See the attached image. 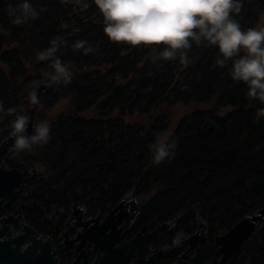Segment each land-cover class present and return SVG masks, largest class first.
I'll use <instances>...</instances> for the list:
<instances>
[{
    "label": "trees",
    "instance_id": "obj_1",
    "mask_svg": "<svg viewBox=\"0 0 264 264\" xmlns=\"http://www.w3.org/2000/svg\"><path fill=\"white\" fill-rule=\"evenodd\" d=\"M62 1L32 0L33 5L40 11L38 18L29 19L19 25L13 23V20L5 22L4 32L6 31L10 37H14L20 46V49L12 55L7 50L9 38L5 39L3 35H0V61L7 63L12 69L15 63L18 64L15 68L16 80L14 83L10 80L3 83L0 80V101L1 99L10 101V97L15 96L11 104L3 103L5 109L22 107L28 115V106L23 103L19 87L23 80L40 75L41 71L45 69V63H50L47 60H39L38 53L43 51L42 46L46 43L49 44L47 40L53 31L49 28L52 24V14ZM15 3H18V0H0V15L3 14L9 19L6 9ZM261 9H264V0H242L241 11L236 15V19L240 23H242V18L254 19L251 26H255L259 23L258 17ZM17 34L19 35L16 36ZM193 45L195 44L193 43ZM154 47L156 49L157 45ZM68 50L69 48H66L65 51ZM145 51L147 48H144L137 56H141ZM191 53L192 48L188 50L190 61L188 60L189 62L186 63L188 72L185 84L178 94L180 97L183 96V100H177L174 103L204 100H214V102L209 108L194 111L181 120L172 133L173 139L176 140V149L175 156L169 166L164 162L160 166L154 164L148 166L151 159L148 145L154 140L155 135L147 141H141L134 137L126 140L122 128L119 130L123 139L121 144L112 151L105 152L104 162L95 166L99 171L100 178L117 171L121 174L123 182L133 181L132 184L125 186L126 190L135 189L136 196L141 194L148 196V201L134 219L136 223L134 226H128L126 237L132 236L143 223L147 224L149 228H154L157 225L173 221L172 227L165 231L164 236L155 240L156 245H162L165 240L170 242L188 236L198 227L199 223L208 222L213 211L224 209L230 213L231 217L236 216L229 209L230 199L235 195V192L244 191L243 193L251 202L252 211L264 205V148L251 151L255 144L264 142V104L248 97L247 86L243 82L232 80L228 71L231 67L230 62L225 66L217 64L212 69L213 60L218 56L215 47L201 45L198 46L196 53L190 55ZM7 54L8 57H6ZM64 58L61 59L64 61ZM97 60L98 64H106L108 55L101 53L97 56ZM204 61L208 70L203 79L198 81L197 75L203 69ZM64 62L74 69L72 78L74 87L69 88L68 91L73 94V99L76 101V112H80L101 98L98 91L94 89L100 78L93 82L87 80L83 76L84 73L80 71V61L76 57H71ZM182 64L185 63L177 60L178 66ZM118 66L125 69L124 57L120 58L114 68ZM172 72L166 79L158 78V85L161 86L166 83V80L172 78L171 75L174 74ZM1 75L4 76L5 73L0 71ZM64 86L66 85L62 83L54 84L55 89H62ZM110 90L112 91L111 88ZM59 97L61 96H57L56 99ZM105 99L108 100L107 97ZM151 100L152 98L149 96H141L137 93L130 95L124 91L118 93L115 98L109 99L108 102L115 106L120 101L121 110L125 114L135 111L145 113ZM50 103L53 102H49L47 105L49 106ZM227 106L229 107L226 112L219 113ZM257 111L261 113V117L255 122ZM67 117V120H63L64 115H62L59 119L51 121V132L53 135H60L64 142H66L64 135L69 129L76 132V124L73 121L78 119L75 114L67 115ZM10 118L11 116L6 115L7 120ZM77 124L85 129L89 126L84 121ZM246 124L248 125V134L240 145L238 143L244 134ZM154 125L157 126L156 133L166 129L165 123L162 125L155 123ZM189 130L190 134L188 135ZM76 133V135L82 136V132ZM5 136L0 131V141ZM77 139L80 140L79 136ZM65 150L62 155L67 154L75 163L77 156L71 152L70 148L67 147ZM57 153L61 154L59 151ZM24 163L39 167L42 172H49V176L43 175L42 181L46 182H50L59 171L70 166V162L51 166L44 165L40 150L32 152L25 150L17 153L12 149L10 156L5 161V165H9V167H22L21 165ZM167 168V172H164ZM155 172L159 174L154 175ZM252 175H256L258 181L249 184L247 181ZM151 176L154 177L153 181L147 182ZM141 177H144L146 184L140 180ZM138 181H141V185L136 184ZM121 184L119 183L113 190L105 192V195L110 198H120L122 194L118 192ZM242 214L238 215L237 220L247 213ZM25 216L32 223L42 226L52 223L57 225L58 221L55 219V212L41 202L37 196H33L29 202L27 201ZM252 236L254 237L249 238L243 245L246 255L239 264H264V224L258 226ZM214 251L210 247L203 248L195 256L193 263H205L211 259ZM165 263H171V261Z\"/></svg>",
    "mask_w": 264,
    "mask_h": 264
},
{
    "label": "built area",
    "instance_id": "obj_2",
    "mask_svg": "<svg viewBox=\"0 0 264 264\" xmlns=\"http://www.w3.org/2000/svg\"><path fill=\"white\" fill-rule=\"evenodd\" d=\"M63 1L58 7L60 10L59 12L63 13H60L59 17H57L56 11H54L52 14V24L49 27L51 30H53L52 32L56 33L54 38H58L63 42L59 51L57 52V56L60 57L64 54L63 52H65L68 59L71 57H76L77 60L80 61V71L84 73L83 76L87 80L93 82L97 81V78H100V80L95 84L96 86L94 89L98 91L97 93L100 94L99 96L104 98L100 102H96L98 103L97 115L93 117H81L76 115L78 119L74 120L73 122L76 124V132H82V136L76 135L77 133L73 129H69L64 135L66 141L64 142L60 135H53L51 132L50 140L46 145L33 148L42 150L44 161L48 164H54L55 162L60 161L55 153L60 151L62 154V152L66 151L65 148L67 149L68 147L71 149V152L77 156V164L81 167V172H76L71 175L63 174L61 178L59 177L58 181L54 183L42 181V179L37 180L40 182V185L37 187L38 190L29 188V178L26 181V188L27 193L28 191H33V193L36 194L41 202L45 203L49 208L56 212L58 220L57 225L63 223L66 227L65 229L68 231L70 229H74L72 221L76 219V216H74L72 212L75 207L82 209L83 220L92 219L98 216H100L102 219L110 212L113 206L123 199L129 192H133L132 197L136 196L135 189H125V186L132 184L133 181L123 182L121 174H119L117 171L100 178L98 174L99 171L97 168H95L97 164H102L104 162L103 157L105 152L112 151L123 141L121 135L119 134V130L122 128V132L125 134L126 140H130L134 137L141 141H147L151 136L153 137L157 131V126L155 125L147 129L139 124H131L121 120L118 114H114V112L119 109L120 112H122L120 106L121 102L118 101L117 105L113 106L108 102V100L115 98L118 93L124 91L128 92L130 95H135L137 93L141 96H149L152 98V100L150 104L147 105L145 112L149 114L159 109L166 108L177 100H183V96L180 97L178 94L182 86L185 84V79L184 81L182 79L175 81L174 78H170L166 80L165 84L159 86L157 81L158 78L155 79V76L150 70L149 66L145 64L139 66L137 63H135L137 57H142L144 54L146 55L143 58L148 56L153 57L155 55V45L131 46L124 42H113L109 40L106 34L103 32V17L95 5L94 0H74L73 4H70L69 6L65 5ZM93 9H97L98 13L95 14L97 15V19L92 20L90 15ZM76 19L79 24H76ZM11 20L12 18L10 16L9 19H7L3 14L0 15V35H3L5 39L9 38L7 50L12 55H14L17 50L20 49V46L14 37H10L6 31L4 32L5 22ZM88 20L89 22L87 23ZM253 21L254 19L247 17L242 18L241 25L243 28L250 27ZM18 35L19 34L16 36ZM78 36L81 37L82 41L86 42L85 46L91 45L93 47V52L85 54L83 49H74L73 45L78 41L76 40V37ZM52 39L53 38H51L49 35L47 40L49 44L46 43V45L42 46L41 49L46 50L48 47H50V41ZM13 44H16V47L13 46ZM161 45H157L156 48H159ZM66 48H69V50L65 51ZM144 48H147V51H145L141 56H137ZM197 50L198 46L193 45L192 53L190 55L196 53ZM101 53H106L108 55V61L106 64H98L97 56ZM6 57H8V54ZM122 57H124L125 69L120 66L114 68V66L117 65L118 61ZM216 59L217 56L213 60L212 69H214L217 65ZM6 65L8 67V71L6 72L4 70H0L1 72L5 73L4 76H0V80L3 83H6L8 80L14 83L16 80L15 68H17L18 64L15 63L13 65V69L10 68L7 63ZM202 68L203 69L197 75L198 81L203 79L204 74L208 70V66L206 65L205 61L203 62ZM187 72L188 71H186V74ZM169 75L170 73L163 79H166ZM34 82L35 81H32L31 84ZM72 82L73 79L70 83L64 86V89L67 87L73 88L74 84ZM24 83L25 82L22 81L19 87V91L22 94L23 103L27 98H29L31 91L33 90L41 91V98L39 99L40 103L43 100H47L48 94L50 95L52 89L54 90V84L51 88L48 82H43L41 84L39 83L40 85L38 84L33 89L30 87L31 84L26 87L24 86ZM173 83H175V85ZM105 97H107L108 100H106ZM14 98L15 96L13 95L10 97V101H4L3 99H1V101L8 105L12 103ZM94 104L90 106H87L86 104V109L90 108ZM31 105L34 106L33 104ZM36 106H38V104ZM260 117L261 113L257 111L254 121L257 122ZM162 118H165V120H160V118L155 123L158 125H162L164 123L167 124L168 119L166 117ZM0 119V131L3 132L4 135L8 136L10 131L9 121L12 119V116L9 120L6 119V115H3V117ZM67 119V115H64L63 120ZM80 121L88 123L89 126L85 129L83 126L77 124L80 123ZM165 130L162 132H165ZM189 134L190 130L188 131V135ZM247 134L248 125L246 124L244 134L241 136V140L238 144L241 145V142L244 141ZM78 136L80 140L77 139ZM174 142L176 143V140H174ZM261 148H264V142H258L255 144L254 147L251 148V151H258ZM171 161L172 159L166 160L164 163L165 165L169 166ZM151 165H153V163L150 159L148 166ZM20 168L26 171V175H29L28 171L32 169V167L30 169H24L23 167ZM167 170L168 168L164 172H167ZM157 172H155L154 175L159 174ZM153 178L154 177L151 176L147 182H152ZM140 180H143L144 184L147 183L144 177H141ZM119 183H122L118 192L122 194L120 198H110L109 196L105 195V192L113 190L114 187ZM136 184L141 185V181H138ZM37 191L45 193V197L39 195ZM19 198L21 197H18L15 202H17ZM27 199L29 198H25V200ZM14 210L15 207L13 204V206L10 207L9 212L12 213ZM237 221L238 220L235 219L232 221V224L234 225ZM25 224H31L35 226L39 231L40 236H42L44 239H51L55 245L63 242L64 240L65 233L59 237L57 235V225L54 223L43 225V227H45L43 228L42 225L32 223L28 219H21L19 220L18 224L13 225L11 229L16 233L22 232ZM232 226L231 224L220 225L215 227L213 230L211 228V224L206 226L204 225L203 227L208 232L220 235L227 232ZM75 234L76 230L73 235ZM156 248L157 245L153 243V249ZM70 252L72 251L67 250L66 254L68 255L64 254L61 256V264H70L72 262L75 256Z\"/></svg>",
    "mask_w": 264,
    "mask_h": 264
},
{
    "label": "clouds",
    "instance_id": "obj_3",
    "mask_svg": "<svg viewBox=\"0 0 264 264\" xmlns=\"http://www.w3.org/2000/svg\"><path fill=\"white\" fill-rule=\"evenodd\" d=\"M103 17V32L113 42L131 46L164 45L154 49L153 61L179 60L188 62V50L197 46L215 47L216 63L225 66L229 62V75L234 81L247 86V95L264 104V9L259 12L260 23L243 28L236 15L240 13L242 0H94ZM13 23L23 24L36 19L40 11L32 0H18L7 8ZM66 27V25H65ZM63 42L50 41V47L38 53L39 60H47L52 68L45 74L49 84L71 82L74 73L57 52ZM77 41L74 49L93 52L91 45ZM33 105L40 103L35 90L29 96ZM9 115L12 149L17 153L31 151L46 145L51 135V120H32L23 108H4L0 101V118ZM31 122L33 132H26ZM176 143L171 132H158L148 145L151 161L160 165L175 156Z\"/></svg>",
    "mask_w": 264,
    "mask_h": 264
},
{
    "label": "water",
    "instance_id": "obj_4",
    "mask_svg": "<svg viewBox=\"0 0 264 264\" xmlns=\"http://www.w3.org/2000/svg\"><path fill=\"white\" fill-rule=\"evenodd\" d=\"M41 98V91H36ZM24 104L31 105L27 98ZM34 105L29 117L35 120ZM33 132L32 124L26 130ZM13 140L6 136L0 143V264H61L60 258L67 250H73L74 259L70 264H162L168 247L153 249V243L161 233L172 227L173 221L149 228L143 224L132 236L126 237L127 221L143 209L145 202L141 196L129 192L113 206L102 219L100 216L83 220L82 209L75 207L74 236L66 235L63 242L54 245L51 239H44L31 224H25L23 231L14 233L11 224L25 219L24 207L20 205L12 213H5L19 194L27 193L26 181L42 176L38 167L26 171L19 167H5V161L12 152ZM264 224V205L245 214L224 234L208 232L198 226L188 236L181 239V245L188 248L169 264H194L187 253L195 246L215 249L212 258L202 264H237L243 245L253 235L258 226ZM178 242V240H177ZM179 243V242H178ZM177 243V245H178Z\"/></svg>",
    "mask_w": 264,
    "mask_h": 264
},
{
    "label": "rangeland",
    "instance_id": "obj_5",
    "mask_svg": "<svg viewBox=\"0 0 264 264\" xmlns=\"http://www.w3.org/2000/svg\"><path fill=\"white\" fill-rule=\"evenodd\" d=\"M74 0H64L63 3H65V5L69 6L70 4H73ZM70 2V3H69ZM60 10L57 9L56 10V16L59 17L60 13L63 12H59ZM98 11L97 9H93V11H91V15L90 18L93 19H97V14ZM64 18V17H63ZM89 22V20L87 21V23ZM260 23V20H259ZM258 23V24H259ZM76 24H79V22L76 19ZM56 35V33L52 32L50 34L51 38H54V36ZM67 35V34H66ZM76 40L78 41H82L81 37L78 36L76 37ZM13 46L16 47V44H13ZM164 47V45H161L159 48ZM64 54L61 55L60 57L62 58V56H65L64 61H68L69 59L67 58L65 52H63ZM156 54V53H155ZM146 54H144L142 57H137V59L135 60V63H137L139 66L145 64L147 66H149L150 70L152 71V73L156 78H164L166 75H168L169 73L173 72V75H171V77H174L175 81L182 79L184 81L185 77H186V71H188V69L186 68L187 64H182L181 66L177 65V60H171V61H164V60H157V61H153L152 57H146L143 58ZM190 61V60H189ZM188 61V62H189ZM68 64V63H67ZM45 69L43 71H41L40 75H34L29 77L28 79L23 80L24 86H29L31 84L32 81H35L34 83H32L30 85V87L33 89L35 88L39 83H43V82H48L45 74L48 72L52 71V68L50 66V63H45ZM102 68H104L103 66H101ZM0 70H4V71H8V67L6 65L5 62H1L0 61ZM72 72L74 71V69L71 67ZM158 76V77H156ZM39 84V85H40ZM175 85V83H173ZM51 88L53 86V84H50ZM49 86V87H50ZM69 88L67 87L66 89H64V87L62 89H52L51 94L47 96V100H43L41 103L38 104L36 111H35V121H38L40 119H44L47 118L49 120H57L59 119L62 115H77V116H81V117H93L95 115H97V111H98V103L94 104L93 106H91L90 108L86 109V110H82L80 112H76V107H75V103L76 101L73 99V94L70 93L69 91H67ZM69 92V93H68ZM61 97H59L58 99L57 96L59 95ZM104 97H101L99 99V102L101 100H103ZM49 102H53L50 103V105L48 106L47 103ZM214 102V100H210V101H193L190 103L184 102V101H180V102H176L166 108H163L161 110H157L154 112H151L149 114L147 113H139L137 111H135L134 113H130V112H126L125 114H123L122 112H120L119 110H116L114 112V114H118L119 118L125 122L131 123V124H139L141 126H143L144 128H150L153 127L155 122L158 121L160 118V120H165V118L162 117H166L168 119V123L166 124V130L165 132H171L173 133L175 131V129L177 128V126L179 125V123L181 122V120L186 116L189 115L191 113H193L194 111L197 110H203V109H207L211 106V104ZM75 107V108H74ZM227 106L226 108H223L221 110V112H226L228 110ZM33 106L29 105L27 107V110L30 112V110H32ZM29 115V113H28ZM10 122V121H9ZM3 141V139L0 141V143ZM38 147V146H37ZM35 148V147H34ZM40 149H33L32 151H37ZM41 151V157H42V161L44 165H53V164H48L47 162L44 161V156ZM59 153H61L59 151ZM58 153L56 152L55 155L60 159V161L55 162L54 164H66L68 162H70V166L66 169H63L61 171H59V173L57 174V176L51 180V183L57 182L59 177L61 178V176L63 174L65 175H71L74 174L76 172H81V167L77 164V159L74 163V161L70 158V156L68 157L67 154H58L61 156L57 155ZM67 161V162H66ZM46 165V166H47ZM9 166V165H6ZM24 169H30L31 166L27 163H24L21 165ZM39 168V167H38ZM40 172L42 173V177L39 179H33L30 178L29 180V188H33V189H37V187L40 185V182H38L37 180L43 179V175L45 176H49L50 173L47 171L42 172L41 169H39ZM258 181V177L256 175H252L251 178L247 181V183L249 182V184H252L254 182ZM62 184V182H61ZM38 190V189H37ZM39 195L44 196L45 197V193H41L40 191H37ZM244 191L242 190L240 193L239 192H235V195L230 199L231 204L229 205V209L234 212L236 214V216L231 217L230 213L227 210L224 209H219L218 211H213L212 212V216L208 219V222H204V223H199L198 226H206L211 224V228L212 230L220 225H227V224H232V221H234L235 219H238L236 217H238V215H243L242 213H251L255 210L252 211L250 205L251 202L248 199V197L243 193ZM33 196H36L35 193H33V191H28V193L26 194L25 197H29L30 199L28 200V202L31 200V198ZM142 197L143 202L148 201V196L141 194L140 195ZM25 197L23 198H19V200L17 202H15L14 204H16V207H19L20 205L23 204H27V201L25 200ZM20 204V205H19ZM26 207V206H25ZM54 211V210H53ZM251 211V212H250ZM9 211H6L5 213H8ZM55 212V211H54ZM55 219H57V214L55 212ZM60 226L64 227L63 229H57V235L60 237L62 234L65 233L66 230H64L66 227L64 226L63 223H60ZM75 228L71 231L69 230V234L70 236H73V233L75 232ZM195 231V230H194ZM254 236L250 237L251 239ZM244 247V246H243ZM245 253L244 250H242L240 257L238 259L237 264H239L241 259H244L245 257ZM167 261H172V260H164L163 263L167 262Z\"/></svg>",
    "mask_w": 264,
    "mask_h": 264
},
{
    "label": "flooded vegetation",
    "instance_id": "obj_6",
    "mask_svg": "<svg viewBox=\"0 0 264 264\" xmlns=\"http://www.w3.org/2000/svg\"><path fill=\"white\" fill-rule=\"evenodd\" d=\"M19 197H25V195H22V194H19ZM142 199V198H141ZM143 201V200H142ZM15 203V201L12 203V205L10 206V207H12L13 206V204ZM146 203V202H145ZM20 205V204H19ZM22 205H25L26 206V204H23L22 203ZM14 207H16V204H14ZM10 210V208H7L6 210H5V212L6 211H9ZM24 214H25V207H24ZM26 217V216H25ZM137 216H134V217H130L129 219H128V221H127V227L129 226V225H131V226H134V224L136 223V220H134L135 218H136ZM18 222L19 221H16V222H14V223H12L11 224V226H13V225H16V224H18ZM138 222V221H137ZM144 224V223H143ZM143 224H141L140 225V227L137 229V230H139L140 228H141V226L143 225ZM43 227V226H42ZM57 227V229H63L64 227H62V226H60L59 224L56 226ZM43 228H45V227H43ZM64 230H66V229H64ZM18 233V232H17ZM67 234H69V232H67V231H65V237H66V235ZM164 234H165V231L164 232H162L161 233V237H163L164 236ZM65 237H64V239H65ZM160 237V238H161ZM181 239L182 238H178V239H174L173 241H170V242H167L166 240H165V242L162 244V245H158V247H163V246H165V247H168L169 249H168V251L166 252V253H164V255H163V259H165V260H172V261H174V260H176L177 259V257L183 252V251H185L187 248H188V246L187 245H181ZM177 240H178V242H177ZM64 241V240H63ZM155 243V242H154ZM177 243H178V245H177ZM55 245V244H54ZM203 248H206V247H199V246H195V247H193V249H190L189 251H188V253H187V256H188V258L189 259H191L192 260V262H193V259L195 258V256H197L198 254H199V252L203 249ZM210 248H212V247H210ZM214 249V248H213ZM215 250V249H214ZM69 251H72L73 252V250H69ZM72 252H70L71 254H73ZM64 254H66V251L62 254V256L64 255ZM66 255H68V254H66ZM214 255V254H213ZM211 258H212V256H211ZM210 259H208L207 261H209ZM171 261V262H172ZM206 261V262H207ZM163 263V262H162Z\"/></svg>",
    "mask_w": 264,
    "mask_h": 264
},
{
    "label": "bare ground",
    "instance_id": "obj_7",
    "mask_svg": "<svg viewBox=\"0 0 264 264\" xmlns=\"http://www.w3.org/2000/svg\"><path fill=\"white\" fill-rule=\"evenodd\" d=\"M188 60H190V57H188ZM172 78H174V77H172ZM72 225H73V221H72Z\"/></svg>",
    "mask_w": 264,
    "mask_h": 264
}]
</instances>
